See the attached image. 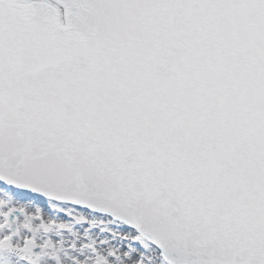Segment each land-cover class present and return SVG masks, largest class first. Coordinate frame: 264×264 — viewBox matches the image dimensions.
Listing matches in <instances>:
<instances>
[{
	"label": "snow or ice",
	"instance_id": "obj_1",
	"mask_svg": "<svg viewBox=\"0 0 264 264\" xmlns=\"http://www.w3.org/2000/svg\"><path fill=\"white\" fill-rule=\"evenodd\" d=\"M0 264H264V0H0Z\"/></svg>",
	"mask_w": 264,
	"mask_h": 264
}]
</instances>
